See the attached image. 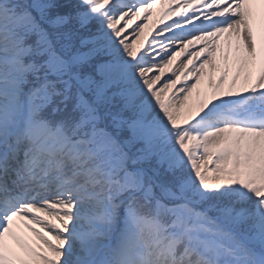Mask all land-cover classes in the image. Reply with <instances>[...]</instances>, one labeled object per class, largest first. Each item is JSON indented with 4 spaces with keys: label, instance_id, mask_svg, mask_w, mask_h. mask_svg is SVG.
<instances>
[{
    "label": "snow or ice",
    "instance_id": "obj_1",
    "mask_svg": "<svg viewBox=\"0 0 264 264\" xmlns=\"http://www.w3.org/2000/svg\"><path fill=\"white\" fill-rule=\"evenodd\" d=\"M0 264H264V0H0Z\"/></svg>",
    "mask_w": 264,
    "mask_h": 264
},
{
    "label": "bare ground",
    "instance_id": "obj_2",
    "mask_svg": "<svg viewBox=\"0 0 264 264\" xmlns=\"http://www.w3.org/2000/svg\"><path fill=\"white\" fill-rule=\"evenodd\" d=\"M155 7H156V14L153 15L148 21H146L147 27H145L144 33L140 35L138 44L140 42H144L145 44L147 42H150L153 36L156 35L158 29L160 27H163V24L158 22V17L159 14L163 11L164 7L166 6L158 4ZM137 23H141V21H137ZM164 23H170V20H165ZM177 87H179V85ZM194 99H195V91L193 93V96L190 97L189 103H192Z\"/></svg>",
    "mask_w": 264,
    "mask_h": 264
}]
</instances>
